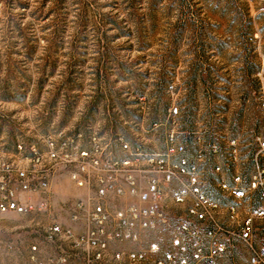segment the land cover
<instances>
[{
	"label": "rangeland",
	"instance_id": "obj_1",
	"mask_svg": "<svg viewBox=\"0 0 264 264\" xmlns=\"http://www.w3.org/2000/svg\"><path fill=\"white\" fill-rule=\"evenodd\" d=\"M169 131L221 204L200 229L215 236L211 264H252L238 234L241 201L255 228L264 205V0H0V188L16 187L34 150L52 141L95 137L110 148L122 136L151 152ZM75 170L52 177L53 213L0 212V264L86 263V251L49 236L53 222L72 227L70 204L85 193ZM172 230L150 232L149 243L167 245ZM209 245L202 238L204 254Z\"/></svg>",
	"mask_w": 264,
	"mask_h": 264
},
{
	"label": "built area",
	"instance_id": "obj_2",
	"mask_svg": "<svg viewBox=\"0 0 264 264\" xmlns=\"http://www.w3.org/2000/svg\"><path fill=\"white\" fill-rule=\"evenodd\" d=\"M179 118L180 109L171 107L169 119L176 123ZM186 155L187 145L180 143L175 131L167 132L151 152L133 148L122 136L110 148L95 137L87 146L73 142L59 146L52 141L47 150H34L31 167L16 175V187L0 188V212L53 213L51 179L59 167H75L70 179L85 193L70 204V221L80 231L53 222L49 236H62L73 248L86 251L85 264H211L215 236L210 230L200 235V229L215 224L220 203L203 192L198 164ZM20 193L35 194L39 202L23 200ZM171 228L176 230L167 245L149 243L150 232ZM202 238L210 244L206 254L199 247ZM238 238L250 245L252 264H264V205L259 207L256 228L252 217L247 218ZM191 241L195 262L188 259Z\"/></svg>",
	"mask_w": 264,
	"mask_h": 264
},
{
	"label": "crops",
	"instance_id": "obj_3",
	"mask_svg": "<svg viewBox=\"0 0 264 264\" xmlns=\"http://www.w3.org/2000/svg\"><path fill=\"white\" fill-rule=\"evenodd\" d=\"M200 187H201V185H200ZM202 189V188H201ZM225 190L226 191H228V192H232L233 191V189L232 188H225ZM244 191H246V189H241V193L240 194H237V195H239V196H241V197H243L245 194H244ZM81 194H83L82 193V191L80 192ZM232 193H230V195H231ZM34 200L36 201L37 199L36 198H34ZM245 202V201H244ZM259 204V203H258ZM247 205V206H246ZM246 205H245V203H242V201H241V206H240V214L243 216L244 214L246 215V217L245 216H243V219H247L248 218V215L250 214V212H249V207H248V203L246 202ZM220 207H221V204H220ZM222 207H224V209H225V211L228 209H230V210H232L233 208H232V206H229V205H225V206H222ZM258 210H259V208H258ZM258 210H257V212H258Z\"/></svg>",
	"mask_w": 264,
	"mask_h": 264
},
{
	"label": "bare ground",
	"instance_id": "obj_4",
	"mask_svg": "<svg viewBox=\"0 0 264 264\" xmlns=\"http://www.w3.org/2000/svg\"><path fill=\"white\" fill-rule=\"evenodd\" d=\"M32 195H33L34 198L37 199L36 201L33 199L35 201L34 204L38 203L39 202V197L37 195H35V194H32ZM27 197H29V196H26V198H25L26 200L29 199Z\"/></svg>",
	"mask_w": 264,
	"mask_h": 264
}]
</instances>
